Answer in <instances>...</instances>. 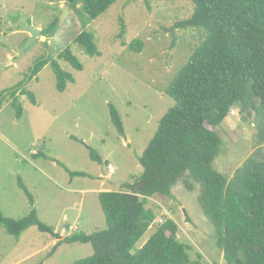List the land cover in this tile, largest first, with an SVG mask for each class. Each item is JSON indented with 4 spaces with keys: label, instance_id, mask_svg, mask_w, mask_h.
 Returning a JSON list of instances; mask_svg holds the SVG:
<instances>
[{
    "label": "rangeland",
    "instance_id": "rangeland-1",
    "mask_svg": "<svg viewBox=\"0 0 264 264\" xmlns=\"http://www.w3.org/2000/svg\"><path fill=\"white\" fill-rule=\"evenodd\" d=\"M64 8L69 14L60 25ZM195 10V4L187 0H118L91 20L81 5L73 10L64 2L50 0H0V95L18 85L42 57L59 61L75 78L61 93L48 65L38 74V81L27 86L38 105H32L26 96L18 99L24 109L21 120H17L11 101L2 105L0 210L15 220L31 213L29 197L19 187L22 181L34 198L40 220L60 238L31 227L17 239L0 227V264H73L94 254L90 244L60 242L71 234L105 230L98 190L124 191L125 183L142 175L139 158L158 132L162 118L174 107L167 89L206 36L203 29H176L175 24L191 18ZM122 21L126 26L123 38ZM54 22V37L41 36L30 45L27 34L12 35L10 30L14 27L24 32L32 27L43 31ZM85 31L94 34L100 56H88L77 44V37ZM134 40L144 43L143 52L129 49ZM68 48L82 63V71L59 60ZM7 52L15 57L10 67L6 66ZM110 105L121 116L124 135L111 121ZM261 124L252 111L241 114L238 107L233 108L217 128L224 142L214 164L217 171L231 179L248 158L257 152L264 156ZM89 148L104 165L91 160ZM110 165L115 171L104 185L100 175L103 169L109 174ZM69 171L90 176L73 178ZM194 185L190 192L179 182L173 197L150 198L147 208L156 212L157 224L160 219L178 224L179 242L191 247L193 261L201 254L205 262L226 264L215 227L198 201L201 186ZM153 234L154 229H149L136 248Z\"/></svg>",
    "mask_w": 264,
    "mask_h": 264
},
{
    "label": "trees",
    "instance_id": "trees-1",
    "mask_svg": "<svg viewBox=\"0 0 264 264\" xmlns=\"http://www.w3.org/2000/svg\"><path fill=\"white\" fill-rule=\"evenodd\" d=\"M50 1L64 2L73 10L81 5L86 15L96 20L118 0ZM187 1L193 2L196 10L191 18L178 21L176 29H203L206 36L167 89L174 107L162 118L158 132L139 158L142 175L125 183L124 191L99 194L107 228L92 234H71L60 242L93 247L91 257L73 264H210L201 254L193 261L191 247L179 242L178 224L173 219L157 224L156 212L147 208L150 198L173 197V188L179 182H184L190 192L194 184L201 186L198 201L215 227L226 264H264V156L257 152L248 158L231 179L214 167L224 146L217 128L233 108L238 107L241 114L252 111L261 118L259 139L264 142V0ZM56 30L54 22L42 31V37L52 38ZM125 34L122 21L120 37ZM76 42L88 56L101 55L93 33H81ZM129 49L141 53L144 43L134 40ZM59 60L83 70L70 48L60 54ZM48 65L54 70L59 92L75 83L59 61L42 57L18 85L0 95V110L4 102L11 101L17 120H21L24 109L18 101L20 96L38 105L27 86L38 81V74ZM110 116L124 135L121 116L113 105ZM89 150L91 160L104 165L98 153ZM70 174L73 178L90 176L85 172ZM19 187L33 209L19 220L6 218L0 210V227L17 239L31 227L59 239L56 230L40 220L34 198L22 181ZM154 223L158 225L154 234L137 249Z\"/></svg>",
    "mask_w": 264,
    "mask_h": 264
},
{
    "label": "crops",
    "instance_id": "crops-1",
    "mask_svg": "<svg viewBox=\"0 0 264 264\" xmlns=\"http://www.w3.org/2000/svg\"><path fill=\"white\" fill-rule=\"evenodd\" d=\"M1 25L3 24V23H0ZM1 30H2V28H1ZM10 30L12 31L11 32V34L12 35H20V34H24V35H26L25 37L27 38V39H29L31 36H28L30 33L27 31V30H25L24 32H21L20 30H18V29H14V27H12V28H10ZM2 33V32H1ZM1 33H0V35H1ZM31 35V34H30ZM5 60H6V63H7V65L6 66H8V67H10V66H12L13 64H14V62H15V57L11 54V53H9V52H7L6 53V56H5ZM25 74V73H24ZM11 89V88H10ZM20 102V101H19ZM9 104V103H8ZM11 105V104H10ZM2 111V109L0 110V112ZM112 171H111V170ZM109 174H107V173H105L104 172V169H103V174L102 175H100V182L102 183V184H106L105 183V180H110L111 179V175L114 173V171H115V169L110 165L109 166ZM105 190H104V188L103 189H101V190H98V193L100 194L101 192H104ZM111 190H108V192H110Z\"/></svg>",
    "mask_w": 264,
    "mask_h": 264
},
{
    "label": "water",
    "instance_id": "water-1",
    "mask_svg": "<svg viewBox=\"0 0 264 264\" xmlns=\"http://www.w3.org/2000/svg\"><path fill=\"white\" fill-rule=\"evenodd\" d=\"M68 14H69V9L68 8H64L63 9V15H62V17H61V19L59 21L60 25L64 23V21L67 18ZM26 30L31 34V37L29 38V41H28V45L34 43V41L38 37L42 36V31L39 30V29L28 27V28H26ZM157 227H158V225L156 223H154L151 228L156 229Z\"/></svg>",
    "mask_w": 264,
    "mask_h": 264
},
{
    "label": "built area",
    "instance_id": "built-area-1",
    "mask_svg": "<svg viewBox=\"0 0 264 264\" xmlns=\"http://www.w3.org/2000/svg\"><path fill=\"white\" fill-rule=\"evenodd\" d=\"M1 28H2V25L0 24V33H1ZM33 154L35 155L36 154V152H33ZM111 170V169H110ZM112 171V170H111ZM165 221L164 220H162V219H160V224H163Z\"/></svg>",
    "mask_w": 264,
    "mask_h": 264
}]
</instances>
